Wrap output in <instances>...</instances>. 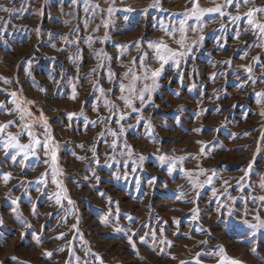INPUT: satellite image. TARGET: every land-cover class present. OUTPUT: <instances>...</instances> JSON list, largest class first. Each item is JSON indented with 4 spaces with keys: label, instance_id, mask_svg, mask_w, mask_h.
<instances>
[{
    "label": "rangeland",
    "instance_id": "rangeland-1",
    "mask_svg": "<svg viewBox=\"0 0 264 264\" xmlns=\"http://www.w3.org/2000/svg\"><path fill=\"white\" fill-rule=\"evenodd\" d=\"M196 6L0 0V264H264V0Z\"/></svg>",
    "mask_w": 264,
    "mask_h": 264
},
{
    "label": "snow or ice",
    "instance_id": "snow-or-ice-1",
    "mask_svg": "<svg viewBox=\"0 0 264 264\" xmlns=\"http://www.w3.org/2000/svg\"><path fill=\"white\" fill-rule=\"evenodd\" d=\"M191 2L193 4H196L197 6L194 7L190 13H186L188 15H192V16H200L201 14L203 13H206V12H215V13H220V14H223L222 13V7L223 6H217V7H214V8H210V9H200L199 6H198V0H191ZM251 0H242V3L244 4H247V3H250ZM236 3V0H226V4L228 5H234ZM157 5L154 3L152 5V7H156ZM97 7H99V5H97ZM5 11H11L10 9H4ZM109 12L112 11L111 8L108 9ZM127 11H132L131 8L127 9ZM141 12H144L146 11V9H141L140 10ZM257 13H264V7H253L251 9H249V11L247 13H245V17L248 19V23L250 25H252V27H254L256 30L259 31V33L261 34H264V23H260L259 22V18L257 17ZM233 19H240L239 16H235L233 17ZM181 31H183V29H181ZM203 37H201L202 39ZM238 38V36H237ZM181 44L185 43V40L184 39H181L180 41ZM149 46L150 47H153L155 48L156 50V58L159 59L160 61L162 62H167L168 58H174L175 56H178V55H183L184 53L182 52H179V51H174L173 49H171L167 44H164L162 42H157V43H153V42H149ZM143 56H147L148 54L145 52L142 54ZM159 69L157 70H153L151 75H152V78L154 79L156 76L159 75ZM248 71H251V69L249 68ZM132 70L130 69L128 73H126V75H129L131 74ZM141 79L140 76L136 75V76H133V82L137 81ZM144 79H147V75H145ZM124 88L123 86L121 87V91H123ZM145 90H147V86L145 88ZM0 91H4L3 89H0ZM101 92H103V89H100ZM129 91H134V86L133 85H130L129 86ZM10 97H15L16 96V93L13 92V93H10L9 94ZM73 99H75V95L73 96ZM121 99H128L127 97H121ZM140 100H143V95H141L139 97ZM15 102V101H13ZM128 102L131 103V100L128 99ZM34 103V102H32ZM5 107V102H0V108H4ZM20 106L18 105V108ZM21 111H23V109L21 108L20 109ZM76 113H68V116H69V119H73L76 117ZM81 116H83V112L80 113ZM23 115H21L20 119H23ZM121 119H123V116L121 117ZM15 121H9L8 124H0V131H2L4 128H7L10 124H14ZM94 123V122H93ZM45 128L48 127L47 125V122L45 121L44 122V125H43ZM24 128H29L30 125L28 124H25L23 125ZM30 136L32 135L31 132L28 133ZM12 140L15 141L16 140V137H12ZM41 141L39 139H35L33 140L30 144H19L18 142L14 145L15 147H18L20 149H27L28 151H31L32 150V147L33 145H38L40 144ZM9 145L6 143L5 144V147H8ZM203 151V149H202ZM163 159V157L161 158ZM48 161L45 160L44 163H47ZM52 163L53 165H55L56 163V155L55 153H53L52 155ZM10 177V174H7V176L5 177L6 179ZM243 179V178H242ZM210 182V180H209ZM59 199V197H57ZM260 199L264 200V197H260ZM70 204L73 203V201L69 200L68 201ZM195 211V210H194ZM131 219V217H129ZM73 227L75 228L76 226L73 225ZM63 233L61 234V237L60 238H63ZM145 238L144 237H141V240H144ZM135 245H133L134 247ZM47 256L51 257L52 256V253L51 252H47L46 253ZM77 261H79V257H77ZM84 264H88L87 261L84 262ZM102 264V262H101ZM182 264H184V262H182ZM231 264H241L240 261H237V260H232L231 261Z\"/></svg>",
    "mask_w": 264,
    "mask_h": 264
}]
</instances>
